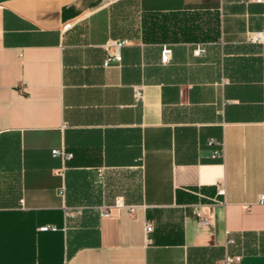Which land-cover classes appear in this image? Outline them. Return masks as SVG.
Listing matches in <instances>:
<instances>
[{
  "label": "crops",
  "instance_id": "obj_1",
  "mask_svg": "<svg viewBox=\"0 0 264 264\" xmlns=\"http://www.w3.org/2000/svg\"><path fill=\"white\" fill-rule=\"evenodd\" d=\"M261 195L264 0L0 2V264H264Z\"/></svg>",
  "mask_w": 264,
  "mask_h": 264
},
{
  "label": "built area",
  "instance_id": "obj_2",
  "mask_svg": "<svg viewBox=\"0 0 264 264\" xmlns=\"http://www.w3.org/2000/svg\"><path fill=\"white\" fill-rule=\"evenodd\" d=\"M72 27V24L68 23L64 26L65 30H68ZM126 45V41H110L108 44H106V51H107V59L104 63V66L106 68L112 66L113 64H119L122 61V56H121V48ZM195 55L198 57L203 56L206 53V50L204 48L198 47L195 50ZM172 55V50L168 48L167 46L164 47L162 51V62L163 63H168L170 61ZM136 98L139 100L142 98V92L140 89L136 90ZM208 145L210 147H213L214 145H218L219 149L215 150L214 153L212 154V159H219L223 157L224 151H223V146L221 143L215 142V140H210L208 142ZM53 157H59L62 160H70L72 159L73 155L65 152L64 150H53L52 151ZM219 196H225V189L224 187H220L218 190ZM260 204H264V195L260 196L259 199ZM200 226H205L207 225V221L205 220H200L199 221ZM41 231H56L57 228L54 226H45L40 229ZM153 230V227L151 224L146 225V233H150ZM233 260H239V257L235 258H229L228 261H233Z\"/></svg>",
  "mask_w": 264,
  "mask_h": 264
},
{
  "label": "water",
  "instance_id": "obj_3",
  "mask_svg": "<svg viewBox=\"0 0 264 264\" xmlns=\"http://www.w3.org/2000/svg\"><path fill=\"white\" fill-rule=\"evenodd\" d=\"M7 1V0H0V2Z\"/></svg>",
  "mask_w": 264,
  "mask_h": 264
}]
</instances>
